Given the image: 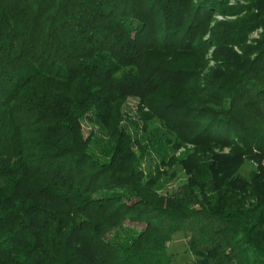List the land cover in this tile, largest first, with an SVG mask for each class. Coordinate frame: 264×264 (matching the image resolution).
<instances>
[{
  "label": "trees",
  "instance_id": "1",
  "mask_svg": "<svg viewBox=\"0 0 264 264\" xmlns=\"http://www.w3.org/2000/svg\"><path fill=\"white\" fill-rule=\"evenodd\" d=\"M180 233L196 264H264V0H0V264H180Z\"/></svg>",
  "mask_w": 264,
  "mask_h": 264
},
{
  "label": "rangeland",
  "instance_id": "2",
  "mask_svg": "<svg viewBox=\"0 0 264 264\" xmlns=\"http://www.w3.org/2000/svg\"><path fill=\"white\" fill-rule=\"evenodd\" d=\"M234 2V0H231ZM217 18H233V16H227L223 17L222 15H216ZM263 29L260 27L257 30L253 31L248 39V43H252L254 40L258 39L262 33ZM213 48H211L206 55V59L201 68V72L203 75L211 73V70L215 67V60L213 59ZM235 50L240 52L239 48L235 47ZM196 63H198L196 61ZM199 65L198 67H201ZM149 112V108L138 98L134 96H129L126 98L125 102L122 105V113L124 115V119L122 123L125 124V127L127 130L130 131L133 138L140 139L141 144L135 145V148L138 153H140V146H144V144L147 142V137L144 134V126H145V120L144 115L145 113ZM82 128L84 131V134L87 135H97L101 139L102 143H105L104 134H106L105 130L97 123L90 122L89 120H85V122L82 124ZM107 136V135H106ZM153 138V136H152ZM164 141H166L164 139ZM191 145H183L177 151L175 152L176 156H180L183 154L188 148H190ZM143 150V149H141ZM227 151V150H226ZM160 153H158L157 150L150 149V152L146 153L144 155V152L142 153V162L141 167L145 172H149L156 167L162 166L163 164H160L159 159H156L159 156ZM161 155V154H160ZM162 156V155H161ZM156 159V160H154ZM157 161V162H156ZM156 163V164H155ZM162 168V167H161ZM251 168V165H246L243 169V172H247ZM172 171H175L176 176L170 177V180L166 181L168 184V189L172 190L178 187L179 184H182L186 181V174L183 172L181 166H175ZM162 178H165L164 176ZM186 236L183 233L177 234L173 241L170 244V251L174 253L175 259L177 263L180 264H196L195 263V256L191 253L188 246L186 245Z\"/></svg>",
  "mask_w": 264,
  "mask_h": 264
}]
</instances>
